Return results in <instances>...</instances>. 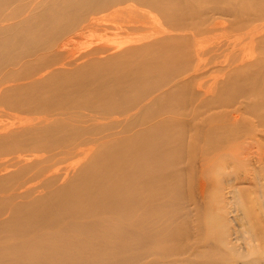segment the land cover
I'll use <instances>...</instances> for the list:
<instances>
[{
  "label": "bare ground",
  "instance_id": "1",
  "mask_svg": "<svg viewBox=\"0 0 264 264\" xmlns=\"http://www.w3.org/2000/svg\"><path fill=\"white\" fill-rule=\"evenodd\" d=\"M0 103V264H264V0H0Z\"/></svg>",
  "mask_w": 264,
  "mask_h": 264
},
{
  "label": "rangeland",
  "instance_id": "2",
  "mask_svg": "<svg viewBox=\"0 0 264 264\" xmlns=\"http://www.w3.org/2000/svg\"><path fill=\"white\" fill-rule=\"evenodd\" d=\"M156 14V15H155ZM161 16L158 14V13H156V12H154L153 10L152 11H150L149 10V21H151V20H153L152 21V23L154 22V21H161V18H160ZM158 19H160V20H158ZM102 22V24L100 25V26H98V27H96V28H94V29H92V30H89V31H87V33L86 34H83V35H81V36H78V37H76L73 41V43L75 44V46L76 47H79V48H81V49H88V48H90V47H92L93 45H94V43H96V42H98V41H104V42H108V43H112L113 41H115V39H118V37H117V35H118V30H117V26L119 25V24H121L122 22L121 21H116V20H112V18L111 17H109V18H107V19H105L104 21H101ZM117 24V25H116ZM224 25V26H223ZM221 26V27H220ZM220 27V28H219ZM168 28V26H167V24L165 23V21H164V29L166 30ZM225 28L227 29V30H225ZM217 29H219V30H216V31H213V32H207V34H205V35H200V38H199V36L197 37V41L195 42L196 44H194L193 46H196V47H199L200 45L198 44L199 42L201 43L202 41V43H206V42H212V41H217V40H221L222 38H224V39H227V36L230 38L231 37V35H230V33H228V30H229V32H231L232 33V30L229 28V27H226V24H222V25H219L218 26V28ZM224 29V30H223ZM231 30V31H230ZM90 31H91V33H90ZM135 32H138V31H135ZM226 32H227V34H226ZM211 33V34H210ZM225 33V35H223L222 36V34H224ZM203 34H204V32H203ZM209 34V35H208ZM229 34V35H228ZM232 35L234 36V37H238V35L235 33V32H233L232 33ZM237 35V36H236ZM209 37V38H208ZM214 37V38H213ZM220 37H222L221 39H220ZM226 37V38H225ZM233 37V38H234ZM239 37H240V35H239ZM207 39V40H206ZM211 39H213V40H211ZM216 39V40H215ZM224 39H222L221 41H224ZM235 39V38H234ZM119 40V39H118ZM202 40V41H201ZM110 41V42H109ZM208 42V43H209ZM210 42V43H211ZM202 43H201V45H202ZM209 43V44H210ZM207 44V43H206ZM205 44V45H206ZM209 44H207V45H209ZM199 45V46H198ZM204 44H203V46H204V48H203V50L205 51V47H207V45L205 46ZM243 46V45H242ZM242 46H240L241 48H242ZM243 47H245V46H243ZM248 49H250L251 50V48H249L248 47ZM248 49H245L244 51H245V53H247L246 52V50H248ZM253 51V50H252ZM250 52V51H249ZM255 52V51H254ZM247 54H249V53H247ZM220 59L222 60V61H224L225 60V57L223 58V57H218V59L216 60L215 59V61L216 62H219L220 61ZM201 60H202V62H204V63H207V66H209V65H211L212 63H210L212 60H213V58H211V55H204V56H202V58H201ZM221 68V66L219 67H217V68H214L215 69V71H212L211 73H210V75H208V80H211L210 78H212V77H218V78H221L222 77V75H220V74H223L222 73V71H220L219 69ZM219 71V72H218ZM2 105H5V104H3V103H0V123L1 124H3V123H8V122H12L13 121V119H12V117L13 116H15V115H17V112H15V111H13V110H11V109H8V107L7 106H2ZM2 106V107H1ZM83 157V156H82ZM81 157V158H82ZM79 156H76V157H73V158H69V160L67 161V164L69 163V165L71 164L72 166L76 163L77 164V161L79 160V159H81ZM73 161H72V160ZM78 159V160H77ZM80 161H82V160H80ZM79 161V162H80ZM72 162V163H71ZM253 167V166H252ZM253 168H255V166L253 167ZM222 171L220 170V173H221V175H220V173L218 172V175H217V173L215 174L214 173V175H213V179H214V183H213V181H212V185H211V188H213V186H214V188L212 189V191L213 192H211V191H209V194H212V195H210L209 196V194L206 196L208 199H206V200H208L207 202L208 203H213V202H211V201H214V203L213 204H218L217 206H219V207H221L222 208V206L225 204V193H226V191H227V189L228 188H231V186H233V184L234 185H238V182H240L239 181V179L238 178H242V174H235V172H234V170H232L231 168H230V166L228 167V168H223L222 167ZM225 169H226V171H225ZM230 169V170H229ZM226 174H225V173ZM230 172H232V173H230ZM234 172V173H233ZM224 173V174H223ZM233 176V177H232ZM235 176H237V177H235ZM217 178H218V180H217ZM225 178V179H224ZM221 181H220V180ZM223 181V182H222ZM225 181V182H224ZM231 181V182H230ZM222 182V183H221ZM220 183L222 184V185H220ZM226 183H228V184H226ZM230 183V184H229ZM233 183V184H232ZM215 184H217V186H215ZM226 184V185H225ZM248 185H252V182L250 181L249 183H247ZM230 187H229V186ZM240 185V184H239ZM221 186V187H220ZM216 187V188H215ZM219 187L221 188L219 191H218V189H219ZM210 188V189H211ZM225 188V189H224ZM215 189H217V191L215 190ZM210 198H209V197ZM214 196V197H213ZM233 196V195H232ZM219 197H222V198H219ZM215 199V200H214ZM210 200V201H209ZM233 201H235V198L233 199ZM237 202V201H236ZM235 205L236 204H238V203H235V202H233ZM212 204V205H213ZM211 205V206H212ZM214 205V206H215ZM222 215V214H221ZM222 220L224 221V220H227V222L226 221H224L226 224H228V225H231V222L228 220V219H225L224 217L222 218Z\"/></svg>",
  "mask_w": 264,
  "mask_h": 264
}]
</instances>
